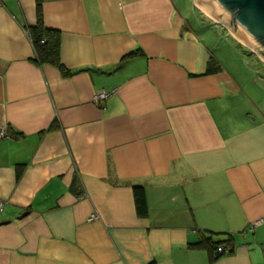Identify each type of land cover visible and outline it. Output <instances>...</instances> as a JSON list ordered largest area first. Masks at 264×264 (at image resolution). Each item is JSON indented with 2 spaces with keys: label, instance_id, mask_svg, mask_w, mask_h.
Returning <instances> with one entry per match:
<instances>
[{
  "label": "crops",
  "instance_id": "obj_1",
  "mask_svg": "<svg viewBox=\"0 0 264 264\" xmlns=\"http://www.w3.org/2000/svg\"><path fill=\"white\" fill-rule=\"evenodd\" d=\"M196 3L41 0L63 75L0 0V264H264V65Z\"/></svg>",
  "mask_w": 264,
  "mask_h": 264
},
{
  "label": "trees",
  "instance_id": "obj_2",
  "mask_svg": "<svg viewBox=\"0 0 264 264\" xmlns=\"http://www.w3.org/2000/svg\"><path fill=\"white\" fill-rule=\"evenodd\" d=\"M37 6V21L34 25L26 27L32 45L35 51V60L39 64H52L56 66L63 75L69 74V71L64 67L60 58V37L56 30L49 29L43 24L42 13H41V0H36ZM135 52H131L127 57H131ZM217 67L212 66L207 69L208 72H213ZM22 171V164H17L16 173L17 176L20 175ZM80 188V182L78 177L74 179L72 189L76 194H80L82 190ZM136 199L138 202V208L141 205L144 206V198L141 186L135 187ZM141 210V209H140ZM191 247L194 248H205L208 251L210 261L215 260L220 256L225 249L227 251L233 250V241L230 234L222 232H211V231H201L200 238L190 243Z\"/></svg>",
  "mask_w": 264,
  "mask_h": 264
},
{
  "label": "water",
  "instance_id": "obj_3",
  "mask_svg": "<svg viewBox=\"0 0 264 264\" xmlns=\"http://www.w3.org/2000/svg\"><path fill=\"white\" fill-rule=\"evenodd\" d=\"M264 58V0H196ZM26 214V213H25Z\"/></svg>",
  "mask_w": 264,
  "mask_h": 264
},
{
  "label": "built area",
  "instance_id": "obj_4",
  "mask_svg": "<svg viewBox=\"0 0 264 264\" xmlns=\"http://www.w3.org/2000/svg\"><path fill=\"white\" fill-rule=\"evenodd\" d=\"M196 6H198V4L196 3ZM200 8V7H199ZM201 9V8H200ZM202 10V9H201ZM208 15V14H207ZM110 92H107L106 90H101L98 91L95 95H94V100L98 103L102 102L104 99H106L109 96ZM8 136V132L7 130L0 126V140L3 139L4 137ZM2 206L3 204L0 202V210H2ZM97 217L96 213H92L90 216V220L95 219Z\"/></svg>",
  "mask_w": 264,
  "mask_h": 264
},
{
  "label": "rangeland",
  "instance_id": "obj_5",
  "mask_svg": "<svg viewBox=\"0 0 264 264\" xmlns=\"http://www.w3.org/2000/svg\"><path fill=\"white\" fill-rule=\"evenodd\" d=\"M198 4V3H197ZM198 6L206 13V14H208L207 13V11H205L199 4H198ZM209 15V14H208ZM239 39V38H238ZM240 41H241V43H243L251 52H252V54H255V56L257 57V59H258V62H260V64H262V66L264 65V58L259 54V52L252 46V45H248L245 41H243L242 39H239ZM258 64V63H257ZM258 66H259V64H258ZM260 69L262 70V71H264V66L263 67H261L260 66Z\"/></svg>",
  "mask_w": 264,
  "mask_h": 264
},
{
  "label": "bare ground",
  "instance_id": "obj_6",
  "mask_svg": "<svg viewBox=\"0 0 264 264\" xmlns=\"http://www.w3.org/2000/svg\"><path fill=\"white\" fill-rule=\"evenodd\" d=\"M197 3L205 10V11H207V13L209 14V15H211V13H210V11L202 4V3H200L199 1H197Z\"/></svg>",
  "mask_w": 264,
  "mask_h": 264
}]
</instances>
